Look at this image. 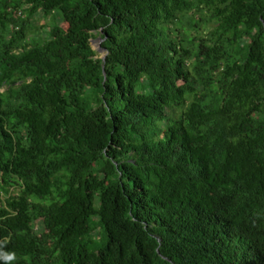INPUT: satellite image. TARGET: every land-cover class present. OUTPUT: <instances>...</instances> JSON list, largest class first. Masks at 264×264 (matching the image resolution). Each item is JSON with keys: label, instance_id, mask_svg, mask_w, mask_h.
Listing matches in <instances>:
<instances>
[{"label": "trees", "instance_id": "obj_1", "mask_svg": "<svg viewBox=\"0 0 264 264\" xmlns=\"http://www.w3.org/2000/svg\"><path fill=\"white\" fill-rule=\"evenodd\" d=\"M4 254L264 264V0H0Z\"/></svg>", "mask_w": 264, "mask_h": 264}, {"label": "rangeland", "instance_id": "obj_2", "mask_svg": "<svg viewBox=\"0 0 264 264\" xmlns=\"http://www.w3.org/2000/svg\"><path fill=\"white\" fill-rule=\"evenodd\" d=\"M40 20H38V22L36 23V26L39 28L41 27H44L46 25H49L50 24V20L49 19H45V18H39ZM99 38V35L95 34V38L93 39V41H95V43L93 44V50L97 53V56L99 58H102L104 56L105 53H100L98 51L99 49V46H98V42H97V39Z\"/></svg>", "mask_w": 264, "mask_h": 264}, {"label": "water", "instance_id": "obj_3", "mask_svg": "<svg viewBox=\"0 0 264 264\" xmlns=\"http://www.w3.org/2000/svg\"><path fill=\"white\" fill-rule=\"evenodd\" d=\"M105 41V39H103V38H101V37H99L98 39H97V42H98V46H99V49H98V51L100 52V53H105L104 54V56L101 58L103 61H105V59H106V57H107V53H106V50L105 49H103L102 47H101V45H102V43ZM95 43V41H91V46L93 47V44Z\"/></svg>", "mask_w": 264, "mask_h": 264}, {"label": "clouds", "instance_id": "obj_4", "mask_svg": "<svg viewBox=\"0 0 264 264\" xmlns=\"http://www.w3.org/2000/svg\"><path fill=\"white\" fill-rule=\"evenodd\" d=\"M8 251H11V250H7V252H8ZM5 254H6V253H5ZM5 254L1 257L0 262H5V260H4V258H5ZM5 263H6V262H5ZM5 263H4V264H5ZM12 263H14V262L11 261V262H8V263H6V264H12Z\"/></svg>", "mask_w": 264, "mask_h": 264}]
</instances>
